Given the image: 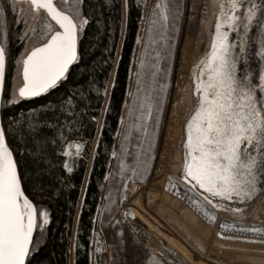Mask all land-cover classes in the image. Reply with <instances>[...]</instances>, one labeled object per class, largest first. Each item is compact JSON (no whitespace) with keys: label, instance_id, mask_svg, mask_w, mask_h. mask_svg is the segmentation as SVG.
<instances>
[{"label":"snow or ice","instance_id":"obj_1","mask_svg":"<svg viewBox=\"0 0 264 264\" xmlns=\"http://www.w3.org/2000/svg\"><path fill=\"white\" fill-rule=\"evenodd\" d=\"M78 3L79 0L69 3L71 11H68L61 10L54 0H30L31 6L45 10L54 24H48L43 42L32 47L23 57V83L18 88L19 97L48 92L66 77L70 65L80 59V32L88 21L81 17ZM153 7L161 9L166 22L168 5L157 3ZM257 10L252 0H221L210 52L192 68L196 103L184 122L181 177L187 182L186 190L198 192L206 202L197 210L208 218L213 217L207 205L224 207V201L233 199L254 202L264 192V63L259 70L258 83L253 82L249 67V33L254 24H259L262 34L259 51L254 55L264 61V19H257ZM4 11L0 7V12ZM230 33H235V39H230ZM3 34L6 40V30ZM156 55L160 56V53ZM139 63L135 89L131 93V104L138 109L132 127L147 135L149 120L154 121L153 128L159 130L163 99L158 98L157 89L163 91V86L156 84L151 90L145 88L141 98L143 57ZM5 64L6 48L0 43V87L4 82ZM154 67L159 69L158 64ZM152 76L153 83H156V73ZM67 99L71 106V97ZM15 100L14 92L9 103ZM133 111L134 108L130 107L129 117ZM120 119L125 122V117ZM28 127L31 132L37 130L33 123ZM131 134V128H126L121 135L127 139ZM153 140L154 137L148 139L149 150L155 147ZM138 146L143 151V145ZM76 147L79 149L80 145ZM121 164L123 167V162ZM132 171L135 176L137 169ZM196 203L199 205L200 201ZM48 223L47 210L38 213L33 199L26 194L13 149L8 145L3 126H0V264H29L34 255V231L37 227L43 229ZM252 231L260 229L252 228Z\"/></svg>","mask_w":264,"mask_h":264},{"label":"trees","instance_id":"obj_2","mask_svg":"<svg viewBox=\"0 0 264 264\" xmlns=\"http://www.w3.org/2000/svg\"><path fill=\"white\" fill-rule=\"evenodd\" d=\"M145 2L79 0L81 17L88 21L80 32V59L47 93L31 99L18 97L9 103L23 44L13 3L0 0V7L5 9L0 12V27L9 36L4 42L7 69L3 124L26 194L33 199L38 213L47 210L49 214V223L35 230L34 255L29 264H92L96 216L124 114ZM151 23L155 28L148 34L142 53L141 98L145 88L156 87L152 74L158 60L162 23ZM157 95L163 99L164 108L166 92L163 95L157 89ZM68 97L72 99L71 106ZM130 107L134 111L127 116V128L138 110L131 103ZM162 115L163 111L161 122ZM149 122L145 146L148 135H153L149 129L153 121ZM29 123L37 126L35 132L29 130ZM73 141L80 145V154L68 156L66 151Z\"/></svg>","mask_w":264,"mask_h":264},{"label":"bare ground","instance_id":"obj_3","mask_svg":"<svg viewBox=\"0 0 264 264\" xmlns=\"http://www.w3.org/2000/svg\"><path fill=\"white\" fill-rule=\"evenodd\" d=\"M257 5V19H264V0L252 1ZM221 0H187L186 18L182 42L179 48L177 68L172 83V94L167 108L162 139L155 159V174H161V181L146 184L129 183L125 188L124 198L139 194L140 198L131 202L127 215L131 227L137 232L139 239L159 257L163 264H203L199 262L186 246L205 251L207 240L214 233V227H219L214 244L219 249H227L223 255L211 254V261L215 264H264V244L248 243L264 241V192L252 201L237 216L220 208L207 205L213 218H208L197 210L206 202L196 191H187L186 181L180 177L183 151V124L190 108L196 103L194 93V65L210 52L214 38V24L219 11ZM262 34L259 24H254L249 33V67L253 73V82L258 83L259 70L264 63L259 56ZM235 39V37H234ZM168 179V180H167ZM167 180V181H166ZM165 186V187H164ZM190 188V185L188 186ZM142 195H145L142 201ZM200 201L198 205L196 202ZM124 203V202H123ZM157 219L166 220L180 236L176 240L161 231L163 226ZM220 216V224L217 220ZM159 220V221H160ZM145 229L139 232V228ZM139 230H138V229ZM252 228L260 229L253 232ZM164 230V229H163ZM228 237H247L244 240L230 241ZM201 241V242H200ZM185 244H183V243ZM165 243V244H163ZM203 243V244H202ZM165 246L169 252L164 253ZM163 251L161 256L159 251ZM106 264L107 261L104 260Z\"/></svg>","mask_w":264,"mask_h":264},{"label":"rangeland","instance_id":"obj_4","mask_svg":"<svg viewBox=\"0 0 264 264\" xmlns=\"http://www.w3.org/2000/svg\"><path fill=\"white\" fill-rule=\"evenodd\" d=\"M10 1L13 3V6L15 5V12L17 14L16 23L19 25L17 30L20 33V42L23 44L19 55V68L13 78L11 90V99H13L14 92L16 99H18L19 96L17 91L22 84L21 67L23 57L31 50L32 47L38 46L39 43L43 42L44 34L48 32V24L50 22L49 19L44 15L40 16L41 14H35L31 7L26 3L20 1L18 2L16 0ZM252 1L257 3L260 2L259 0ZM76 2L77 0H72L71 3ZM157 3L161 6L164 4L168 5V19L166 22L163 18V15L161 14V9L153 7L154 4ZM186 5L187 0H146L144 4L143 19L140 25L139 37L135 49L126 105L123 114V117H125V122H121L119 131L117 133L113 151L116 152V155L114 156L112 154V159L102 189V197L96 216L95 232L92 245V264H105L104 260L107 261L106 264H163L159 257L153 255L150 252V249L139 239L137 232L134 231L128 222L130 220V218L126 215L128 207L131 206L132 201L140 198L139 194L124 198V193L126 188L125 184H146L147 182H151L152 179H154L153 182H159L162 180L160 178V172L155 174V159L159 151L164 120L172 94V83L177 68L179 57L178 53L182 42L186 18ZM66 9L71 11L69 6H67ZM152 20L154 23H157L156 25H158L159 22L162 23V28L160 29L161 37L157 44V50H159L160 53L157 64L159 69L164 70L159 71V69L156 67L154 71V73H156V83H154V85L156 86V84H159L163 86V91H161V93L163 92L164 95V92H166L168 100L165 107L163 108L162 122L160 121L161 124L159 125V133L157 132L158 135H156V130L153 128L154 121L151 122V126L149 127V129L152 130L151 133H153V135H148V139L149 136L150 138L154 137L153 143L156 142L154 144V149L149 150L148 145H143L146 136L145 133L141 132L137 128L134 129V127H132L136 121V118L131 122L130 125L132 134L128 136L127 139H125L121 134L125 133L127 128V116L131 103V93L135 89L137 69L140 66L139 62L142 57L143 49L146 46L145 43H147L148 34L151 32L152 28H155V24L153 26L151 23ZM4 31L5 30H3V27H0V41H3L2 43L5 42L3 34ZM234 37L235 33H230V39H234ZM165 38H167V42H165ZM149 123L150 122L148 121V124ZM77 144V141H73L72 144L68 146L66 151L68 156L80 154V150L76 147ZM138 145H143V151ZM125 149H127V154L125 153ZM121 162H123V167ZM133 168L137 169V174L135 176L133 175ZM141 175L143 178H141ZM144 196L145 195H142V201H144ZM153 216L155 217L159 215L153 214ZM159 217H161V215ZM217 218V225H219L220 216ZM157 220L160 225L163 226L164 230L162 229L161 231L169 234L173 238H176V240L181 241L180 236L177 234L171 224L166 222V220ZM139 229V232L141 233L145 231V229L141 227ZM214 229L215 231L210 239L207 240L206 244L204 242V252L199 249H195V247L186 246L188 250L190 249L189 251L193 254V256L203 264H215L211 261L212 253L213 255H223L225 251H228L227 249H219L215 246V239L221 238L223 235H216V231L219 230V227H214ZM228 238L230 241L235 239L233 237ZM237 239L239 241L243 240L240 238ZM162 250L166 254L170 249L168 246H165V248H162ZM162 250L158 252L160 256L163 252Z\"/></svg>","mask_w":264,"mask_h":264},{"label":"water","instance_id":"obj_5","mask_svg":"<svg viewBox=\"0 0 264 264\" xmlns=\"http://www.w3.org/2000/svg\"><path fill=\"white\" fill-rule=\"evenodd\" d=\"M0 43H1V41H0ZM78 46H79V42H78ZM74 64V63H73ZM72 64V65H73ZM72 65H70V67L72 66ZM70 67H69V69H70ZM6 69H7V58H6V64H5V77H4V82H3V85H2V87H0V126H3V128H4V124H3V114H2V103H3V95H4V88H5V79H6ZM22 69H23V62H22V67H21V77H22V83H23V72H22ZM68 69V70H69ZM68 72V71H67ZM67 74V73H66ZM20 86H22V84L20 85ZM18 92V91H17ZM47 93V92H46ZM43 94H45V93H43ZM43 94H39V95H37V96H33V97H27V98H21V97H19V98H21V99H31V98H36V97H38V96H41V95H43ZM19 96V95H18ZM4 131H5V137H6V140H7V142H8V145H9V147L10 148H12V145H11V143H10V141H9V139H8V136H7V133H6V130H5V128H4ZM183 136H184V138H183V140L185 139V134H184V124H183ZM13 149V148H12ZM182 151H183V148H182ZM14 152V151H13ZM14 156H15V159H16V161H17V158H16V155H15V153H14ZM182 162H183V159H182ZM17 164H18V161H17ZM182 167V166H181ZM18 168H19V165H18ZM20 172V171H19ZM179 175H180V177H181V169H180V173H179ZM182 178V177H181ZM22 179V178H21ZM22 184H23V182H22ZM224 203V207H216V208H220V209H222V210H226V211H228V212H231V213H233V214H235V215H237V216H240L241 214H242V212L243 211H236V209H244L246 206H248L249 204H251L252 203V201H240L239 199H233L232 201H224L223 202ZM34 233H35V231H34ZM243 240H245V241H247V239H243ZM253 242H255V243H259V244H264V241H254L253 240Z\"/></svg>","mask_w":264,"mask_h":264},{"label":"flooded vegetation","instance_id":"obj_6","mask_svg":"<svg viewBox=\"0 0 264 264\" xmlns=\"http://www.w3.org/2000/svg\"><path fill=\"white\" fill-rule=\"evenodd\" d=\"M16 1L26 3L27 5H29L31 7V9L34 11L35 14H41L40 16L44 15L46 18L49 19V22L54 24V22L51 21V18L47 16L46 11L43 9H40V10L35 9L33 6H31L30 0H16ZM71 2H72V0H54V3H56L57 6L61 8V10H67L66 7ZM241 67H243V64H241Z\"/></svg>","mask_w":264,"mask_h":264}]
</instances>
